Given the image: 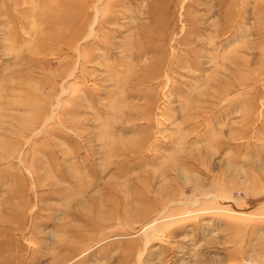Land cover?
<instances>
[{"label":"rangeland","instance_id":"1","mask_svg":"<svg viewBox=\"0 0 264 264\" xmlns=\"http://www.w3.org/2000/svg\"><path fill=\"white\" fill-rule=\"evenodd\" d=\"M264 264V0H0V264Z\"/></svg>","mask_w":264,"mask_h":264},{"label":"built area","instance_id":"2","mask_svg":"<svg viewBox=\"0 0 264 264\" xmlns=\"http://www.w3.org/2000/svg\"><path fill=\"white\" fill-rule=\"evenodd\" d=\"M41 264H48V263L44 262V263H41Z\"/></svg>","mask_w":264,"mask_h":264}]
</instances>
